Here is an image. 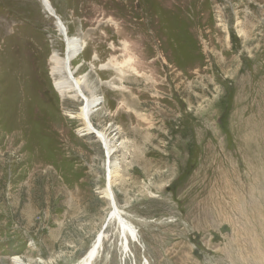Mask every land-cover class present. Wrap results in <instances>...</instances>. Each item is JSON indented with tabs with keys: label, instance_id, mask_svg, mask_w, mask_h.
<instances>
[{
	"label": "rangeland",
	"instance_id": "rangeland-1",
	"mask_svg": "<svg viewBox=\"0 0 264 264\" xmlns=\"http://www.w3.org/2000/svg\"><path fill=\"white\" fill-rule=\"evenodd\" d=\"M50 1L142 247L124 258L103 142L54 86L55 18L0 0V264H79L100 233L91 264H264V0Z\"/></svg>",
	"mask_w": 264,
	"mask_h": 264
},
{
	"label": "bare ground",
	"instance_id": "bare-ground-1",
	"mask_svg": "<svg viewBox=\"0 0 264 264\" xmlns=\"http://www.w3.org/2000/svg\"><path fill=\"white\" fill-rule=\"evenodd\" d=\"M41 1L43 6L45 7L44 9H46V12L55 18L54 22L57 28L56 30L62 37V43L65 47L64 54L62 52V54L59 55L56 51H53L52 55L50 56V74L54 79V86L56 87L61 96L65 95L66 97L67 94H70V97L72 98H81L82 104L79 108L78 113L69 116L71 118L81 119L83 123V131L86 133H94L95 136L101 139L105 148L107 156V175L105 179V186L102 189V196L109 201L111 207V217L109 218V220L113 218L117 221L118 232L121 235V251L124 253V258H126V256H128L127 251H130V241L136 242L140 247H142V245L139 241V236L136 228L122 216V213L115 202V197L111 188L112 169L110 155L113 149L110 146L109 140L106 138L105 134L102 131L97 130L93 126L90 119L91 114L97 109H99L97 107L101 104L102 101L99 97L96 96V94H94L93 89H89L90 85H87L88 82L84 78V76L78 77V75H75V72L78 68H76V66H73L74 62L75 60L81 58L83 52L86 50L87 42L83 40L82 37L78 34H69L68 29L65 26L66 23H64L60 16L57 14V10L52 5L50 0ZM102 237L103 235L100 233L97 236V240L86 251L79 264L92 263L94 258L99 253ZM131 256H133V254H131ZM142 262L143 264H149V261L145 256H143Z\"/></svg>",
	"mask_w": 264,
	"mask_h": 264
}]
</instances>
